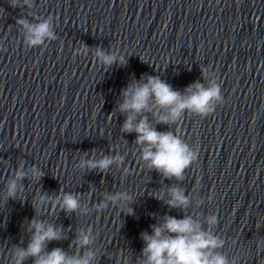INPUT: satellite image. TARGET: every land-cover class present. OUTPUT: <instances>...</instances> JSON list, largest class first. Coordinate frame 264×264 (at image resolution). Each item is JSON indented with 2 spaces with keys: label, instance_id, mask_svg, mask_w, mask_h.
<instances>
[{
  "label": "clouds",
  "instance_id": "clouds-1",
  "mask_svg": "<svg viewBox=\"0 0 264 264\" xmlns=\"http://www.w3.org/2000/svg\"><path fill=\"white\" fill-rule=\"evenodd\" d=\"M11 7L23 9L33 8L34 0H9ZM36 23H30L23 16L16 19V25L23 30L24 44L28 48L42 46L46 41L56 40L53 30V17L40 19L33 16ZM86 51H91L86 45ZM96 61L105 69L114 64L121 66L127 63L124 55H117L112 51L102 48L95 50ZM207 86L199 81L189 85L184 92L174 90L173 87L159 76L142 75L139 80L133 78L125 88L121 89V100L117 111L124 117L120 131L122 134H136L134 144L138 146L140 159L149 171L155 170L167 179L182 180L187 168L197 159V151L193 150L173 131H157L156 125H168L169 128L179 121L186 112L206 117L215 111L217 104L223 103L221 89L214 79H208ZM151 114L152 119H149ZM124 165V156L101 155L96 159L94 155L88 159L81 158L78 166L81 170H97L107 172L110 167ZM44 172L35 164L25 167V161L20 160L14 173L6 182V202L9 199H18L24 191V181H40ZM156 199L163 200L170 209L185 210L190 205L189 196L184 189L178 186L167 190V199L163 194L154 195ZM35 211L37 207L52 209L59 208L66 214L78 213L87 215L91 209L81 202L80 193L65 192L62 188L55 195L42 193L33 198ZM134 202L133 194L127 191L104 193L103 199L93 207L97 211L106 209L109 204L121 210L127 208L126 215H134L130 205ZM218 223L214 214L207 215L201 222L192 215L183 218L167 215L157 219L150 225L151 233L144 231L140 238L144 243L136 264H236L235 259H229L220 249L225 241L215 235L211 229ZM205 225L207 227H205ZM25 231L29 237L24 245L15 244L9 249L11 257L9 264H26L31 259L32 264H98L97 251L93 245L96 236L92 227L80 229L72 245L77 251L74 254L56 247L47 250L49 243L60 241L67 237L65 229L44 219L34 218L27 221ZM68 231V230H67ZM264 239L258 240V246ZM70 245V247H72ZM79 249H85L81 254ZM122 251L116 254L117 260L122 256ZM127 264V258L124 259Z\"/></svg>",
  "mask_w": 264,
  "mask_h": 264
}]
</instances>
